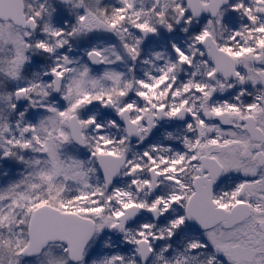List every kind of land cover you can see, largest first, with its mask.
Segmentation results:
<instances>
[{
	"label": "snow or ice",
	"instance_id": "1",
	"mask_svg": "<svg viewBox=\"0 0 264 264\" xmlns=\"http://www.w3.org/2000/svg\"><path fill=\"white\" fill-rule=\"evenodd\" d=\"M224 2L171 0L161 5L156 0L148 10L152 14L149 16L135 10L134 0H121L122 7L115 8L110 15L105 9L88 8L80 0L75 7L82 11L76 13L71 31L44 25L43 31L56 40L55 46L45 40L29 42L32 35L29 31L0 37V45L10 44L14 52L0 72L16 79L30 59L25 53L33 47L53 54L69 43L68 37L103 31L116 34L124 54L134 62L141 54L144 38L158 35L161 27L169 33L175 31L174 24L168 22L169 7L176 15L175 24L191 26L202 13L209 14L205 23L192 30L187 48L170 42L176 59L166 60L164 67L158 69V76L145 73L146 79L127 80L124 73L109 67L124 60L115 45L104 48L93 45L85 51V56L91 65H106L98 75L92 73L89 64L69 67L74 61L64 55L58 58L61 62L45 73L51 77L49 83L15 90L17 98H29V93L39 88L42 96L57 94L64 105L61 109L42 104L50 115L36 125H24L20 139L6 141L13 147L32 149L46 157L45 166L35 173L37 182L30 183L25 193L14 194L5 206L7 211L0 208V228L11 231L15 225L20 230L14 244L0 241L8 250V264H19L14 257L38 255L55 240L65 245V255L57 257L46 252L47 264H86L89 241L105 229L123 234L125 242L134 246L139 264H148L150 258L152 264L159 260L164 264H187V259L195 260L204 251L209 253L207 264H264V22L260 21L264 16V0H253L252 6L243 0H231L227 8L223 7ZM228 12L246 16L251 26L228 29L225 17ZM40 17L41 11H33L17 22L34 31L39 27ZM125 22L141 34L133 43L124 42L121 35V29L128 31ZM181 30L188 33L189 27ZM222 30L230 32L223 42L218 39ZM153 55L157 60L163 58L161 52ZM184 66L195 69L192 78L174 89L176 73ZM198 72L203 79H196ZM109 81L111 85L107 86ZM237 84L240 91L234 99L238 102L215 101L218 90L223 93L226 85L230 89ZM249 84L257 95L245 103L240 97L252 95L247 92ZM131 91H135L145 106L127 101ZM192 96L200 100L198 105L195 100L190 104ZM169 97L175 98L174 102H169ZM29 103H32L30 99ZM93 103L111 108L123 123V135L118 140L104 134V125L95 115L82 116ZM10 107L15 110L17 105L12 103ZM162 118L186 121L188 135L183 137L184 151L168 158L154 157L152 153L172 150L150 146L139 158L127 159V149L123 147L126 142L132 137L143 142ZM108 125L121 128L117 120L110 119ZM89 129L97 135L90 138ZM4 130H8L7 124ZM28 133L30 139H24ZM72 142L87 148L89 159L94 158L98 167L85 170L84 162L79 159L62 160L61 146ZM35 164L39 165L40 161ZM88 172L102 174L103 187L89 192L92 185L87 183ZM121 173L130 178L126 188L114 186L115 178ZM59 176L65 181L81 183L83 190L71 199H64L66 184L56 183ZM165 182L172 190L162 193L160 184ZM108 188L110 193L106 192ZM140 192L148 198L138 199L136 194ZM9 198V194L0 195V201ZM142 213L157 219L165 217L167 224L158 233L151 223H140L134 231L126 227ZM178 234H183L182 238H195L185 245L188 257L181 255L169 260L164 253L172 245L158 252L153 242L173 240ZM243 249L248 250L247 255ZM101 264H125V260L122 255H114Z\"/></svg>",
	"mask_w": 264,
	"mask_h": 264
},
{
	"label": "rangeland",
	"instance_id": "2",
	"mask_svg": "<svg viewBox=\"0 0 264 264\" xmlns=\"http://www.w3.org/2000/svg\"><path fill=\"white\" fill-rule=\"evenodd\" d=\"M166 2L171 3V0H160V4L163 5ZM181 0H175V3H180ZM245 2V0H243ZM253 0H249L248 6H252ZM80 0H73L71 5L68 7H62L56 5V3H52L51 0H45V4L43 5V12L41 13V17L38 20L39 29L36 32L32 33L29 42L34 43L37 40H45L49 45L55 46L56 40L43 31L44 25L49 24L53 29H61L63 28L65 32L71 31L72 26L75 23V16L77 12H81L82 9L75 7L78 5ZM84 3L88 6V8L92 10L96 9H105L107 13L110 15L115 8L122 7L121 0H84ZM156 3V0H134L135 10L141 11L142 13H148V10L152 8L153 4ZM30 6V8H29ZM227 8V7H226ZM27 10L30 15H32L33 11H38V5L36 3L29 2L27 5ZM160 8H157L159 11ZM151 16V13H148ZM228 28H241V26L248 24L251 26V22L248 21L246 16L242 14H232L228 12L225 14ZM176 15L172 13L171 7L168 8V22L173 23L175 27ZM260 21L264 22V16L260 17ZM67 22V26L65 25ZM206 20L202 22L194 21L191 26L184 25V27H189V32L185 33L181 29L175 27V31L169 33L164 28H160L159 34L156 35L155 40L144 46L143 43L140 46L141 54L136 59V61H132L128 56L124 54V51L121 46V42L119 37L116 34L108 33V32H91L87 35H80L78 37L72 38L68 37L69 43L64 45V47L56 49L53 54L44 53L42 50L35 49L34 47L27 51L25 54L30 58L28 62H26L23 66V70L20 73L19 77L16 79H12L3 72H0V129L4 128L5 123L8 126V130L3 132L0 135V195L9 194V199H5L0 201V208H4L7 211L6 205L10 203V199L16 193H25L28 185L30 183H36L37 181L34 179L35 173L38 168H43L44 160L46 157L32 149H21L19 147H13L11 144H8L6 141L9 140L11 133L13 139H20V129L24 127L26 124L36 125L38 122L45 117L49 116L50 113L45 111L41 105H53L56 107L63 108L64 102L59 99V97H54V95L50 96H42L40 94V89L37 88L33 92L29 93V98L24 108L16 107L15 110L11 109L10 104L14 103V92L18 88L28 87L32 84L45 85L50 82V75H45V73L49 72L51 67H54L56 63L61 62L58 58L67 55L70 60L74 61L73 64L69 65L72 68H80L81 65L88 64L87 57L85 56V51L91 46L95 45L99 48H104L109 45H115V50L119 52L124 60L121 63H117L115 65H111L109 67H114L117 71L121 72L123 70L130 72V77L134 76L135 73L141 72L140 75L144 79H146L145 73L150 76H158V69L164 67L166 60L174 61L176 58L172 53L171 43H179L178 46L182 48H187L189 44H191V40L189 39V35L192 30H194L200 24L205 23ZM128 22H125L124 27L128 29L127 32H124L121 29V35L124 37V42L133 43L136 39L133 32L130 30V25H127ZM17 32L20 34L23 33L20 29L14 27L9 23H0V37L15 35ZM230 32L227 30H222V34L218 36V39L223 42L228 36ZM28 39V38H26ZM161 52L163 53V58L157 60L154 57V53ZM14 55L12 50V46L9 45H0V68L6 66V61L10 59ZM144 61H148V63H144ZM137 66H144L141 69H136ZM106 65L101 69H92V73L94 75H98L102 71H104ZM151 67H156L152 69ZM195 69L188 70L187 66H184L182 69L178 70L176 73L177 79L174 87L179 88L184 80L186 82L192 78V73ZM203 69H201V72ZM201 72L196 74L197 77H202ZM183 80V81H182ZM150 82V81H149ZM231 83V81H229ZM111 82H108L107 86H110ZM218 88V86L216 85ZM247 87H251L250 84ZM259 87V86H257ZM240 85L237 84L234 88L225 87V91L221 93L219 90L216 93V102L223 103L225 100L229 102H238L234 99L239 94ZM132 92V91H131ZM11 94V98L9 96ZM257 95V94H256ZM247 95L240 97L242 101L245 99ZM29 99L32 103H29ZM253 98L251 97V100ZM33 104L35 107H33ZM24 112V115L21 116L20 113ZM89 115H95L97 121L104 125L103 132L106 131V125L97 110H89L85 109L82 113L83 117H87ZM6 118L8 121L6 122ZM19 123V127L17 124ZM89 137H94L97 133L93 132L91 129L88 130ZM165 135V134H164ZM31 133L24 137V139H30ZM171 137H174V134H171ZM183 136L180 137V140H183ZM166 139H169V135H166ZM34 147L35 142H33ZM11 153L9 155V160L3 162L1 157L5 153ZM69 157L79 159L84 162V168L93 169L97 168L95 159H89L90 152L86 148L85 150H80L73 143L63 144L60 149V158L62 160L67 161ZM39 160L40 164L36 165L35 161ZM99 177V178H98ZM102 179L100 178V174L97 172H88L87 183L92 185V188L88 189V191H92L96 187H102ZM57 184H66V189L62 193L64 199H71L73 196L77 195L80 191L83 190L82 184L75 182L71 179L65 181L63 176H59L56 178ZM19 185V187H15ZM122 188V187H120ZM42 191V190H41ZM35 195V193H31ZM95 199H100L99 197H94ZM20 212L19 209H17ZM22 215V212L20 213ZM19 219V216H17ZM19 228L15 225L12 226V230L9 231L7 228H0V241L9 240L13 244L15 243L16 237L19 235ZM195 237L189 236L184 239L183 247L188 243L189 239H193ZM186 242V243H185ZM46 252H51L53 255L57 257H63L65 254L63 253V248H58L57 246H50L44 251V253L37 258L32 259L31 261H22L20 259L19 264H47L48 257L45 255ZM184 257H188V253L184 251ZM114 255H122L125 260V264H138L136 260V253L134 251V246L125 242V239H121L114 230H103L99 233L93 235L88 247H87V256H86V264H91L92 261L95 260L96 264H101V262L107 258H110ZM205 256V254H204ZM15 259V257L13 258ZM190 259V258H189ZM187 259V264L190 260ZM9 255L8 250L0 245V264H8Z\"/></svg>",
	"mask_w": 264,
	"mask_h": 264
},
{
	"label": "flooded vegetation",
	"instance_id": "3",
	"mask_svg": "<svg viewBox=\"0 0 264 264\" xmlns=\"http://www.w3.org/2000/svg\"><path fill=\"white\" fill-rule=\"evenodd\" d=\"M23 2V13L26 16H30L28 10H27V5L29 2L32 3H36L38 5V11H41V13L43 12V10H41V6H43L45 4V0H22ZM52 3H56V5L58 4L57 0H51ZM0 23H9L11 25H13L14 27L20 29L21 31H29L31 33H35L36 30L39 29V27H37L34 31L32 29H28V28H21L19 26L14 25L12 22L10 21H6L0 18ZM39 24V23H38ZM130 30L133 32L134 36L139 37L140 34L136 33L134 28L130 27ZM144 45V44H143ZM149 45V44H147ZM144 45V46H147ZM144 66H137L135 67L137 70L141 69ZM152 69H155L154 67H151ZM192 68H188V70H191ZM121 73H124V77L127 80H132L133 78L140 80V79H144L142 77V75H140L141 72H136L134 76L130 77V72L123 70L121 71ZM196 79L201 80L203 79V77H197ZM183 81V80H182ZM184 82H186V79L184 80ZM183 82V83H184ZM232 82V81H231ZM213 87H216L215 84H213ZM176 87H174L175 89ZM240 91V90H239ZM247 92L251 93L252 95H248L247 97H249L250 101H251V97L253 98L256 94L257 91H254L251 87H247ZM191 95V94H189ZM247 95V94H245ZM175 98L169 97V102H174ZM195 100V103L198 105L200 103V100L197 99L195 96H192L190 99V104L192 103V101ZM127 101L128 102H137L139 106L143 107L144 102L140 101V99L135 95V91H132L129 93L128 97H127ZM215 101H216V95H215ZM105 125H106V131L104 134H107L109 137L114 138L116 140H118L121 135H123L122 132V128H123V123L119 120L116 119V117L114 115L111 116H101ZM117 120L118 123L121 124V128L117 129V128H113L110 127L108 125V121L109 120ZM185 123L184 122H179V120H169L166 118H162L159 119L156 122V126L152 129V131L148 134V136L146 137V139L141 142L138 138H131L129 141L126 142V144L123 146L127 149L126 151V157L127 159H137L140 156H142L143 152L146 150L150 149V146H157L158 149H171L172 151H159L157 153H152V155L154 157H156L157 155L160 156H164L166 158L171 157L173 155V153L175 152H181L184 151V146H183V140H180L181 136H185L188 135L186 128H185ZM165 134V135H164ZM169 134H174V137H169V139H166V135ZM130 183V178L127 176H124L123 173H121V175L119 176V180L114 184V186L116 187H122V188H126L127 185ZM160 190L162 193H167L169 191L172 190L171 186L165 182L164 184H160ZM226 190V189H225ZM111 191L107 192L110 193ZM137 198L138 199H147L148 197L145 196L144 192H140L137 193ZM253 199H256L255 196L252 197ZM142 217L137 221V223L135 225L132 226L133 231L139 227L140 223H151L155 225L154 231H156L157 233L159 232V230L163 229L166 224H167V218L165 217H161V218H154L153 216L146 214V213H142L141 214ZM250 235H251V231H250ZM183 234H178L173 240H168L167 238H165L164 240H158V241H154V247L155 249L159 252L160 249L167 247L169 244L172 245V248L169 249L167 252L164 253L165 258L169 259V260H174L175 258L183 255L184 256V247H183V242L184 239L186 237H183ZM243 254L247 255L248 250L247 249H243L242 250ZM204 253L207 256L204 257ZM208 256L209 253L207 251H204L203 254L199 255L195 260L189 259L190 262L188 264H207V260H208ZM149 264H152V258L149 262ZM155 264H164L163 260H159L156 261Z\"/></svg>",
	"mask_w": 264,
	"mask_h": 264
},
{
	"label": "water",
	"instance_id": "4",
	"mask_svg": "<svg viewBox=\"0 0 264 264\" xmlns=\"http://www.w3.org/2000/svg\"><path fill=\"white\" fill-rule=\"evenodd\" d=\"M57 1L61 5H69L71 3V0H57ZM230 2H231V0H225V2L223 4V7H227ZM23 8L24 7H23L22 0H0V18L3 19V20L12 21L15 25H18V26H21L22 28H25L22 24H20V23L17 22V21L25 18L24 13H23ZM208 17H209V14L208 13H202V15H201L200 18H197V19H194V20L202 21V20L207 19ZM182 25H183V23L176 24L177 27H181ZM27 28L32 29L31 27H27ZM135 32L138 33V34H140L137 30H135ZM154 37H155V35H149L146 38H144V41L143 42L145 44H147L150 41H152L154 39ZM87 61H88V59H87ZM88 64L92 68H96V69L101 68L102 65H103V64L91 65L89 61H88ZM53 94H54L55 97H58L57 94H55V93H53ZM27 101H28V98H23V97L17 98L15 96V104L20 105L21 107H24L26 105ZM96 107H99L100 108V111H101V113L104 116H107L108 117V116H111L113 114V110L111 108L102 107L98 103H93V105L89 106V108H96ZM115 117H116L117 120H119L116 115H115ZM179 122H184V121L179 120ZM28 134H25V135H28ZM132 138H136V137H132ZM74 144H76L80 148H84V147H82L81 145H79V144H77L75 142H74ZM8 158H9L8 155H4L2 157V159L4 161L8 160ZM101 176H102V174H101ZM102 179H103V176H102ZM118 179H119V176L115 178V181H117ZM110 189L111 188H108L107 191H109ZM141 217H142V215H140L139 217H137L135 220L129 222V224L126 225V227L128 228L130 225L136 223ZM118 234L121 235V236H123L122 233H119L118 232ZM53 243H61V244H63L59 240L50 241L48 244H53ZM41 252L39 254H41ZM35 256H37V255L24 256V257L32 258V257H35ZM138 260L140 261L139 256H138Z\"/></svg>",
	"mask_w": 264,
	"mask_h": 264
},
{
	"label": "trees",
	"instance_id": "5",
	"mask_svg": "<svg viewBox=\"0 0 264 264\" xmlns=\"http://www.w3.org/2000/svg\"><path fill=\"white\" fill-rule=\"evenodd\" d=\"M246 2H248L249 3V0H245V4L248 6V3H246ZM229 26V25H228ZM228 29H231V30H233V28H228ZM235 30V29H234ZM227 39V38H226ZM177 45H179V43H176ZM243 102H245V103H247V102H249V98L247 97V98H245V99H243L242 100ZM8 121V119L6 118V122ZM6 124V123H5ZM3 132H5V130H4V128H2V129H0V133H3ZM7 135H10V137H9V140L11 139V137H12V135H11V133H8ZM14 260H19V262H20V259L18 258V257H15V259ZM95 261V260H94Z\"/></svg>",
	"mask_w": 264,
	"mask_h": 264
}]
</instances>
